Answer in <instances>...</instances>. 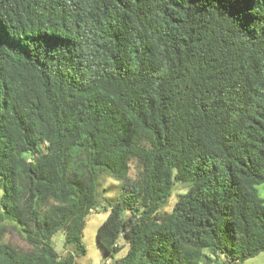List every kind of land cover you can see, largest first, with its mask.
<instances>
[{
  "label": "trees",
  "instance_id": "trees-1",
  "mask_svg": "<svg viewBox=\"0 0 264 264\" xmlns=\"http://www.w3.org/2000/svg\"><path fill=\"white\" fill-rule=\"evenodd\" d=\"M105 178L115 264L264 252V0H0V264L85 256Z\"/></svg>",
  "mask_w": 264,
  "mask_h": 264
},
{
  "label": "rangeland",
  "instance_id": "rangeland-1",
  "mask_svg": "<svg viewBox=\"0 0 264 264\" xmlns=\"http://www.w3.org/2000/svg\"><path fill=\"white\" fill-rule=\"evenodd\" d=\"M187 190L188 188L186 185L175 183L172 195L161 209V212H171L179 196L186 193ZM257 190L260 197L264 199V184L259 185ZM121 192V187L118 182L110 178H105L103 180L100 189L101 205L87 217L83 231V243L87 252L85 256L76 258L75 264H115L117 260L125 257L127 254L129 245L124 238L120 240L121 251L112 256L107 255L97 243V231L109 214L108 201H115L121 195ZM5 241L19 247H27L24 241L15 232H11L10 235H7ZM53 241L56 251L61 256H64L67 252L64 248V233L56 234ZM243 264H264V252L254 258L246 260Z\"/></svg>",
  "mask_w": 264,
  "mask_h": 264
}]
</instances>
